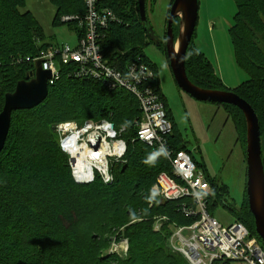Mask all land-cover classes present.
Returning a JSON list of instances; mask_svg holds the SVG:
<instances>
[{
	"label": "trees",
	"instance_id": "obj_1",
	"mask_svg": "<svg viewBox=\"0 0 264 264\" xmlns=\"http://www.w3.org/2000/svg\"><path fill=\"white\" fill-rule=\"evenodd\" d=\"M27 1L0 0V113L5 96L13 93L20 81L34 79V60L54 45L47 40L33 13L21 12ZM50 1L56 10L54 25L67 24L82 38L78 24L62 22V18H83L87 11L84 1ZM234 1L237 12L228 34L237 64L248 80L229 89L212 62L197 49L196 32L187 51L186 72L195 86L232 91L251 105L259 116L263 136L264 0ZM171 2L172 5L174 0ZM101 6L118 17L101 41L105 59L122 72L132 62H144L153 70L152 84L173 124L170 142L177 151L187 150L161 92L158 66L146 55L151 40L170 65L166 36L163 41L157 39L151 24L141 21L138 0H102ZM169 13L170 10L168 16ZM178 23L175 20L173 27L176 38ZM75 70L77 67L62 66L59 80L49 85V98L45 102L12 115L6 144L0 153V264H189L167 246L168 228L169 223L192 224L194 218L182 214V201L154 200L150 190L161 173H171V164L165 158L155 159L149 147L137 140V124L142 116L137 98L126 90H109L100 82L77 76ZM217 105L233 117L238 141L246 153L247 126L242 111L231 104ZM88 120H108L116 128L126 129L122 134L127 143L125 162L114 165L112 184L105 185L100 178L91 184H77L69 157L60 149L57 125L67 121L83 124ZM209 181L213 188L211 214L222 205L227 188ZM244 200L239 209L224 202L222 206L230 208L251 235L262 242L256 233L246 192ZM157 217L169 219L160 231L154 229ZM120 228H124L123 236L129 241L127 257L103 254L109 248L110 235ZM103 234L107 236L105 240ZM121 237L120 233L118 239Z\"/></svg>",
	"mask_w": 264,
	"mask_h": 264
},
{
	"label": "built area",
	"instance_id": "obj_2",
	"mask_svg": "<svg viewBox=\"0 0 264 264\" xmlns=\"http://www.w3.org/2000/svg\"><path fill=\"white\" fill-rule=\"evenodd\" d=\"M83 1L87 10L83 18H62L63 22H76L83 31L78 44L50 46L34 60L51 72L49 85L59 80L62 66H74L77 76L100 82L109 90H126L137 98L142 112L137 140L149 147L155 159L165 158L171 164V173H161L150 190L154 200L182 201V214L194 218L189 225L169 223L172 229L169 246L175 253L189 264H264L263 242L252 236L245 224L236 221L224 226L210 214L213 188L205 171L193 161L191 151H177L170 142L173 124L152 84L153 70L144 62H132L122 72L105 59L101 41L111 23L118 20L116 14L101 6L102 0ZM125 130L108 120L64 122L56 127L60 149L69 157L77 184H91L97 178L105 185L115 181L114 165L124 163L127 153V143L122 138ZM167 222L168 218L157 217L154 229L160 231ZM127 249V241L114 243L111 254L127 256L123 253Z\"/></svg>",
	"mask_w": 264,
	"mask_h": 264
},
{
	"label": "rangeland",
	"instance_id": "obj_3",
	"mask_svg": "<svg viewBox=\"0 0 264 264\" xmlns=\"http://www.w3.org/2000/svg\"><path fill=\"white\" fill-rule=\"evenodd\" d=\"M171 3V0H148V18L154 36L161 41L167 34L166 20L173 5ZM26 11L33 13L47 40L54 45L69 44L74 47L78 44L79 38L73 27L67 24L54 25L56 10L50 0H28L26 6L21 8V12ZM236 12L234 0H199V22L196 28L197 36L194 40L196 46L204 47L200 48V51L207 57L209 55L208 58L216 73L229 89H235L248 80L247 74L237 64L234 48H232L233 43L230 34H228L234 23ZM178 26H180V20ZM213 30L214 39L211 33ZM149 42L146 55L158 66L161 92L167 100L171 117L178 126L186 149L191 151L193 161L202 167L209 179L218 183L219 186H226L227 195L223 199L224 204L228 203L233 208H241L245 201L247 187V162L244 147L238 141L239 135L233 117H230L223 106L197 101L182 91L173 78L163 52L151 40ZM120 128L125 129V127ZM246 130L245 134L247 135ZM222 205L213 209L211 214L224 226L238 221L237 215L230 208ZM168 230L170 235L167 246L170 245L172 235V229L168 228ZM113 232L114 234L110 235L109 248L103 254L111 255L114 243L121 244L127 241L128 252L123 251V253L128 255L129 241L123 236L124 228ZM120 233L122 237L119 240ZM82 235L83 231H81L80 237ZM106 238V234H103L102 240ZM169 249L175 253L171 246ZM117 256L119 258L127 257Z\"/></svg>",
	"mask_w": 264,
	"mask_h": 264
},
{
	"label": "water",
	"instance_id": "obj_4",
	"mask_svg": "<svg viewBox=\"0 0 264 264\" xmlns=\"http://www.w3.org/2000/svg\"><path fill=\"white\" fill-rule=\"evenodd\" d=\"M141 21L150 23L148 18V0H138ZM199 0H174L167 20L166 52L170 69L177 86L192 98L200 102L226 104L240 109L247 126L246 162L247 184L246 195L249 210L255 221L256 233L264 244V162L262 155V136L259 116L251 105L232 91L201 89L195 86L186 72V57L189 46L196 32ZM180 20L179 34L174 35V22ZM51 72L36 64L35 78L31 81H20L13 93L5 96V103L0 113V153L4 150L10 131L12 115L15 111L32 110L49 98V81ZM238 209V208H237Z\"/></svg>",
	"mask_w": 264,
	"mask_h": 264
},
{
	"label": "crops",
	"instance_id": "obj_5",
	"mask_svg": "<svg viewBox=\"0 0 264 264\" xmlns=\"http://www.w3.org/2000/svg\"><path fill=\"white\" fill-rule=\"evenodd\" d=\"M210 30H212V29H210ZM212 34H213V39L215 38L214 37V30L211 32ZM196 45V44H195ZM197 47V49L198 50H200V48H204V47H202L201 45H197L196 46ZM207 49H208V47H207ZM206 56V55H205ZM207 57V56H206ZM208 57H209V55H208ZM207 57V58H208ZM209 59V58H208ZM169 67H170V65H169ZM171 70V69H170ZM171 73H172V71H171ZM173 75V74H172ZM171 112V111H170ZM262 154H263V157L262 158H264V135L262 136Z\"/></svg>",
	"mask_w": 264,
	"mask_h": 264
},
{
	"label": "bare ground",
	"instance_id": "obj_6",
	"mask_svg": "<svg viewBox=\"0 0 264 264\" xmlns=\"http://www.w3.org/2000/svg\"><path fill=\"white\" fill-rule=\"evenodd\" d=\"M82 156H83V158L85 157V155H84V154H82Z\"/></svg>",
	"mask_w": 264,
	"mask_h": 264
}]
</instances>
